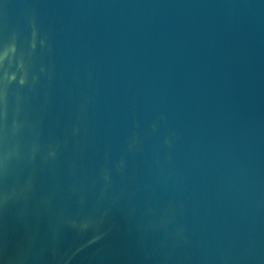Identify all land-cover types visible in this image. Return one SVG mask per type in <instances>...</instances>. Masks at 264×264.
I'll use <instances>...</instances> for the list:
<instances>
[{
	"label": "water",
	"instance_id": "1",
	"mask_svg": "<svg viewBox=\"0 0 264 264\" xmlns=\"http://www.w3.org/2000/svg\"><path fill=\"white\" fill-rule=\"evenodd\" d=\"M0 264H264V0H0Z\"/></svg>",
	"mask_w": 264,
	"mask_h": 264
}]
</instances>
